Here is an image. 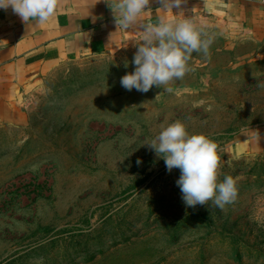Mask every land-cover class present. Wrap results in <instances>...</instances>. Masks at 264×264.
Listing matches in <instances>:
<instances>
[{
	"label": "rangeland",
	"instance_id": "1",
	"mask_svg": "<svg viewBox=\"0 0 264 264\" xmlns=\"http://www.w3.org/2000/svg\"><path fill=\"white\" fill-rule=\"evenodd\" d=\"M194 19L213 43L172 92L121 87L140 39L0 81V264H264V41ZM176 120L215 141L234 203L185 205L145 144Z\"/></svg>",
	"mask_w": 264,
	"mask_h": 264
},
{
	"label": "clouds",
	"instance_id": "2",
	"mask_svg": "<svg viewBox=\"0 0 264 264\" xmlns=\"http://www.w3.org/2000/svg\"><path fill=\"white\" fill-rule=\"evenodd\" d=\"M184 2L160 0L159 9L164 14L156 22H145L149 0H107L118 28L140 35L132 60L134 71L120 78L125 90L147 93L153 86H164L165 91L172 92L170 82L182 80L193 70L189 63L192 55L208 56L213 37L205 31L204 24L172 11ZM9 8L25 23L44 25L56 15L58 0H0V10ZM145 144L164 160L169 172L180 170L176 184L186 206L209 205L211 201V206L224 209L237 199L236 179L231 175L218 179V146L205 134H190L185 123L176 120L161 126L159 133ZM136 163L139 165L141 160Z\"/></svg>",
	"mask_w": 264,
	"mask_h": 264
},
{
	"label": "crops",
	"instance_id": "3",
	"mask_svg": "<svg viewBox=\"0 0 264 264\" xmlns=\"http://www.w3.org/2000/svg\"><path fill=\"white\" fill-rule=\"evenodd\" d=\"M160 7V0H149L145 22H156L164 14ZM172 11L264 41V0H185ZM138 39L137 32L118 28L107 0H58L56 15L44 25L23 22L11 8L0 10V81H32L84 57L116 53ZM260 143L264 148V132Z\"/></svg>",
	"mask_w": 264,
	"mask_h": 264
}]
</instances>
